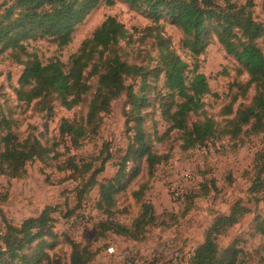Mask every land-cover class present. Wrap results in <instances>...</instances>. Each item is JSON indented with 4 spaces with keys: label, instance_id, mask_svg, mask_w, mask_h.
<instances>
[{
    "label": "rangeland",
    "instance_id": "374dc122",
    "mask_svg": "<svg viewBox=\"0 0 264 264\" xmlns=\"http://www.w3.org/2000/svg\"><path fill=\"white\" fill-rule=\"evenodd\" d=\"M5 1L0 0V12L5 8ZM232 2L244 4L246 0ZM138 9L119 0H114L112 6L103 1L76 27L67 46L58 48L47 40L24 44L43 64L57 59L66 65L80 44L107 17H115L130 31H135L134 39L139 38L140 31L153 23L146 16V7ZM251 12L256 21L264 22V0H254ZM160 24L189 69L192 70L197 63L199 73L205 76L210 88V94L202 99L207 117L223 127L238 110L251 104L256 95L255 86L248 83L245 69L225 52L215 34L209 33L204 53L196 62L190 52L181 47L183 32L163 20ZM257 43L264 55V40L258 39ZM118 48V54L129 63L154 65L151 59L147 61V54L150 58L156 54L149 41L132 45L122 42ZM10 52L7 50L0 55V122L9 120L11 132L18 140L37 138L50 154L44 161L27 163L20 178H11L0 171L1 234L6 232V227L19 228L25 220L37 218L46 207H51L54 209L50 213L54 237L46 239V242L53 246L44 248L43 252L48 257L42 264H70L72 244L78 250L85 248L89 252V264H112L125 257H132L135 264H170L174 253L191 255L203 243L205 232L214 220L228 214L230 207L241 201L251 212L218 238V246L226 248L236 242L243 250L237 264L240 260V264H264V190L253 199L249 192L255 156L261 153L264 157L263 134H252L247 127L237 139L226 135L202 147L184 151L181 149V133L169 130V124L163 120L155 104L158 91L163 88L162 79L148 89L141 87L139 78L128 82L136 94L140 95V90H144L147 107L141 113L142 128L153 151L166 159L152 171L144 162L124 164L119 189L123 188L115 197L114 221L129 227L138 216L141 204L150 203L158 226L146 227L137 241L111 232L101 235L96 227L108 217L96 208L98 186L86 192L81 201L78 195L82 182L88 180L93 172L101 168L96 175L98 184H101L113 179L121 167L134 136L132 121L126 116L130 110L127 98L123 95L112 102L109 114L103 115L96 136L83 140L79 146H72L69 137L60 134L61 124L64 120L77 124L84 122L88 102L96 89V78L89 79L91 91L84 103L66 110L59 102H53L48 116L39 110L36 103L27 105L17 101L15 89L19 88L23 67L9 57ZM138 53L140 56L135 58ZM147 82L150 83V78ZM201 119L202 115H191L189 122ZM5 133L4 129L0 131V154L3 151L1 138ZM104 159L108 160L105 164ZM68 160L73 161L81 172L83 166L90 164L89 173L78 176L79 172L69 169ZM186 173L191 174L192 180L186 186L183 200L176 202L170 197V186H178ZM257 198L262 201L259 199L253 205ZM110 247L116 250V258L108 256ZM25 253L31 254V251L26 250ZM0 258V264L2 261L10 262L7 256L0 255ZM189 263V260L183 262ZM12 264L20 263L15 260Z\"/></svg>",
    "mask_w": 264,
    "mask_h": 264
},
{
    "label": "trees",
    "instance_id": "16d2710c",
    "mask_svg": "<svg viewBox=\"0 0 264 264\" xmlns=\"http://www.w3.org/2000/svg\"><path fill=\"white\" fill-rule=\"evenodd\" d=\"M103 1L108 6L114 4V0H6L3 4L5 8L0 12V55L10 50L9 57L23 67L18 80L19 88L15 89L17 101L27 105L36 103L39 110L48 116L53 102H59L66 110L84 103L91 91L89 79L96 78V89L88 102L84 122L77 124L64 120L61 124L60 134L68 136L72 146H79L83 140L96 136L103 115L109 114L112 102L126 96L130 108L126 116L132 121L133 142L128 146L115 177L98 184L96 175L101 168L93 172L88 180L82 182L78 199L81 201L86 192L98 186L96 208L108 217L98 223V233L111 232L137 241L146 227L158 226L157 216L152 204L143 203L129 227L114 221L115 197L123 188L119 189L124 164L144 162L152 171L166 157L153 151L142 128L141 113L147 107L144 90H140L138 95L128 82L139 78L142 80L141 87L148 89L162 79L163 88L159 89L155 104L163 120L169 124V130L181 133V149L184 151L202 147L226 135L237 139L247 127L252 134L264 135V55L257 43L258 39L264 40V22L253 18L251 8L254 0H246L244 4L232 0H119L131 8H147L146 16L153 24L143 28L139 38L134 39L135 31H130L115 17H107L80 44L66 65L57 59L43 64L35 53L28 51L24 44L28 41L47 40L58 48L70 44L76 27ZM161 20L183 32L181 47L188 50L196 62L198 56L204 53L209 33L215 34L225 52L245 69L248 83L255 86L256 95L251 104L238 110L233 119L225 121L223 127L203 111L202 99L210 94L205 76L199 73L196 62L190 70L176 53L171 38L164 34ZM147 41L156 53L153 58L147 54V61L151 59L154 65L132 64L118 54V46L122 42L132 45ZM138 56L140 53L135 58ZM191 115H202V119L190 123ZM2 129L6 131L1 138L2 174L20 178L27 163L44 161L50 154L37 138L18 140L11 132L9 120L0 122V131ZM107 161L104 159L103 164ZM67 164L69 169L79 172L80 177L88 174L91 168L90 164L83 166L81 172L73 161L68 160ZM254 164L249 189L251 199L264 190V157L261 153L255 156ZM53 211V208L46 207L37 218L25 220L19 228L8 226L4 234L0 233V255L7 256L10 261H2L1 264H12L15 260L20 264L44 262L48 257L43 252L44 248L53 246L51 242H46V239L54 237L50 217ZM250 212L247 206L237 201L228 214L218 216L206 230L203 243L193 251L189 264H237L243 250L236 242L220 249L217 240ZM72 246L70 264H89V252L85 248L78 250L74 244ZM26 250H30L31 254L25 253ZM131 260L135 263L132 257Z\"/></svg>",
    "mask_w": 264,
    "mask_h": 264
},
{
    "label": "built area",
    "instance_id": "2783aa9c",
    "mask_svg": "<svg viewBox=\"0 0 264 264\" xmlns=\"http://www.w3.org/2000/svg\"><path fill=\"white\" fill-rule=\"evenodd\" d=\"M191 180H192L191 174L186 173L185 176L183 177V179L178 183V186L177 185H171L170 190H169L171 199L176 201V202L182 201L184 198L186 186ZM107 254L110 258H113V257L116 258L118 255L116 250L112 247L107 249ZM191 257H192V254L182 256L179 253H174L171 255L170 261L172 263H170V264H183V262H185L186 260H190ZM112 264H135V263L131 260V257H125V258L117 259Z\"/></svg>",
    "mask_w": 264,
    "mask_h": 264
}]
</instances>
